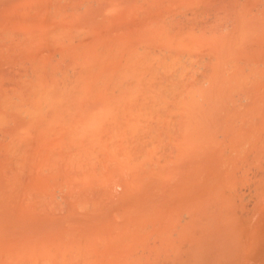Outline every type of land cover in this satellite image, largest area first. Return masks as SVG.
I'll use <instances>...</instances> for the list:
<instances>
[{
  "label": "rangeland",
  "instance_id": "obj_1",
  "mask_svg": "<svg viewBox=\"0 0 264 264\" xmlns=\"http://www.w3.org/2000/svg\"><path fill=\"white\" fill-rule=\"evenodd\" d=\"M263 27L264 0H0V264H264Z\"/></svg>",
  "mask_w": 264,
  "mask_h": 264
},
{
  "label": "bare ground",
  "instance_id": "obj_2",
  "mask_svg": "<svg viewBox=\"0 0 264 264\" xmlns=\"http://www.w3.org/2000/svg\"><path fill=\"white\" fill-rule=\"evenodd\" d=\"M262 24H263V22H262ZM253 26H254V25H253ZM254 27H255V26H254ZM258 27H259V26H258ZM263 28H264V27H263ZM255 30H256V29H255ZM260 30H261V29H260ZM262 32H264V31H262ZM254 33H255V32H254ZM260 33H261V32H260ZM245 35H246V34H245ZM241 36L243 37V34H242ZM242 37H240V40H242V39H241ZM243 39H245V38H243ZM224 48H225V47H224ZM122 49H123V48H122ZM228 49H229V48H228ZM119 50H121V49H119ZM124 51H126V50H124ZM231 51H232V50H231ZM231 51H230V52H231ZM65 52H66V51H65ZM126 52H127V51H126ZM118 53H119V51H118ZM121 53H122V52H121ZM128 53H129V52H128ZM225 53H226V51H225ZM68 54H69V52H68ZM126 54H127V53H126ZM227 54H228V53H227ZM118 55H119V54H118ZM134 55H135V54H134ZM116 56H117V55H116ZM130 56H131V55H130ZM130 56H129V58H130ZM225 56H226V55H225ZM233 56H234V55H233ZM122 57H124V56H122ZM122 57H121V59H122ZM127 58H128V57H127ZM129 58L127 59L128 61H129ZM134 58H135V56L132 58V60H133ZM140 58L143 59L142 56H140ZM140 58H139V60H140ZM222 58H223V57H222ZM113 59H114V57H113ZM146 59H147V58H146ZM219 59H220V58H219ZM229 59H230V58H228V60H229ZM98 60H99V59H98ZM132 60H131V61H132ZM151 60H152V57H151ZM64 61H65V60H64ZM133 61H134V60H133ZM135 61H137V60H135ZM230 61L232 62V60H230ZM140 62H142V61H140ZM225 62H226V61H225ZM131 63H132V62H131ZM137 63H139V62L137 61ZM174 63H175V62H174ZM179 63H180V62H179ZM233 63H234V62H233ZM233 63H232V64H233ZM129 64H130V62H129ZM143 64H144V63H143ZM222 64H223V62H222ZM229 64H230V62H229ZM125 65H126V63H125ZM125 65H124V66H125ZM132 65H133V63H132ZM132 65H131V66H132ZM174 65H175V64H174ZM225 65H227V64H225ZM234 65H235V64H233V66H234ZM39 66H40V64H39ZM42 66H43V65H42ZM101 66H102V64H101ZM101 66H100V68H101ZM124 66H122V67H124ZM134 66H135V65H134ZM144 66H145V65H144ZM176 66H177V65H176ZM183 66H184V65H183ZM183 66H182V67H183ZM47 67H48V65L46 66V69H47ZM49 67H50V66H49ZM127 67H129V65H128ZM178 67H180V66L178 65ZM182 67H180V68H182ZM230 67H231V65H230ZM36 68H37V67H36ZM135 68H137V67H135ZM172 68H173V67H172ZM41 69H42V67H41ZM41 69H39V70L41 71ZM48 69H49V68H48ZM48 69H47V70H48ZM39 70H38V71H39ZM43 70H44V67H43ZM64 70H65V68H64ZM119 70L121 71V70H123V69H119ZM130 70H131V68H130ZM132 70H133L132 73H134L137 69H136L135 71H134V69H132ZM132 70H131V71H132ZM65 71H66V70H65ZM124 71H125V69H124ZM131 71H130V74L132 75ZM34 72H35V71H34ZM57 72H58V71H57ZM68 72H69V71H68ZM125 72H126V71H125ZM42 73H43V72H42ZM42 73H41V74H42ZM66 73H67V71H66ZM80 73H81V72H80ZM80 73H78V74H80ZM107 73H108V72H106V74H107ZM117 73H118V72H117ZM135 73H136V72H135ZM137 73H138V72H137ZM137 73H136V75H137ZM36 74H37V73H36ZM38 74H39V73H38ZM45 74H46V73H45ZM55 74H56V72H55ZM118 74H119V73H118ZM39 75H40V74H39ZM68 75H69V73H68ZM40 76H41V79H39V77H38L37 79L42 80L43 75H40ZM52 76H53V75H52ZM74 76H75V75H74ZM74 76H72V78H73ZM81 76H82V74H81ZM118 76H120V75H118ZM138 76H139V74H138ZM138 76H137V77H138ZM35 77H37V75H35ZM66 77H68V76H65V78H66ZM76 77H77V76H76ZM79 77H80V75H79ZM111 77H112V76H111ZM140 77H141V76H140ZM52 78H53V77H52ZM52 78H51V79H52ZM61 78H62V75H61L60 78L57 77V79H59V82L61 81ZM72 78L70 79L71 84H72V82H73ZM109 78H110V76H109ZM133 78H134V77H133ZM222 78H223V77H222ZM225 78H226V77H225ZM77 79H78V78H76V81L78 82ZM82 79H83V78H82ZM107 79H108V78H107ZM117 79H118V77L116 78V80H113V79H112V80H113L114 82H116ZM46 80H47V77H46ZM65 80H66V79H65ZM79 80H80V79H79ZM123 80H124V79H123ZM135 80H136V78H135ZM43 81H44V78H43ZM48 81H49V79L47 80V82H48ZM74 81H75V80H74ZM83 81H84V80H83ZM100 81H102V80H100ZM108 81H109V79H108ZM35 82H36V81H34V83H35ZM52 82H54V81H52ZM56 82H57V81H56ZM61 82H62V81H61ZM97 82H98V81L95 80V83H96V84H97ZM120 82H121V81H120ZM124 82H125V81H124ZM124 82H123V83H124ZM135 82H136V81H135ZM141 82H142V81H141ZM141 82H140V83H141ZM95 83H94V84H95ZM99 83H100V82H99ZM137 83H138V82H137ZM210 83H212V82H210ZM210 83H209L208 85H210ZM223 83H224V82H223ZM35 84H36V83H35ZM75 84H77V83H74V86H75ZM112 84H113V82L111 83V85H112ZM138 84H139V83H138ZM66 85H67V83H66ZM79 85H81V84H79ZM121 85H123V84H121ZM124 85H125V83H124ZM54 86H55V85H54ZM61 86H62V85H61ZM64 86H65V84H64ZM72 86H73V84H72ZM72 86L70 85V87H72ZM74 86H73V88H74ZM138 86H139V85H138ZM67 87L69 88V85H67ZM78 87H80V86H78ZM115 87H116V86H115ZM117 87H119L118 84H117ZM39 88H40V87H39ZM52 88H53V87H52ZM76 88H77V87H76ZM81 88H82V87H81ZM81 88H80V92H81ZM84 88H85V86H84ZM133 88H136V86L133 87ZM133 88H131V91H132ZM140 88H141V87H140ZM34 89H36V88H34ZM34 89H33V90H34ZM41 89H42V88H41ZM70 89H71V88H70ZM120 89L122 90L121 86H120ZM136 89H137V88H136ZM197 89H198V88H197ZM44 90H45V92H46V88H45ZM55 90H56V89H55ZM117 90H118V89H117ZM194 90H195V89H194ZM194 90H193V92H194ZM37 91H38V89H37ZM40 91H41V90H40ZM40 91H39V94H40L39 96H42L41 93H40ZM76 91H79V89L76 90ZM82 91H83V90H82ZM133 91H134V90H133ZM53 92H55V91H53ZM53 92H52V93H53ZM68 92H69V91H68ZM70 92H71V90H70ZM70 92H69V94H70ZM72 92H73V91H72ZM72 92H71V94H72ZM115 92H116V91H115ZM118 92H120V90H119ZM60 93H61V91L59 90V94H60ZM75 93H76V92H75ZM191 93H192V92H191ZM200 93H201V92H200ZM205 93H206V92H205ZM37 94H38V92H37ZM65 94L67 95L68 93L65 92L64 95H65ZM130 94H132V93H130ZM194 94H195V92H194ZM198 94H199V93H198ZM201 94H202V93H201ZM62 95H63V93H62ZM132 95H133V94H132ZM195 95H196V94H195ZM36 96H38V95H36ZM36 96H35V97H36ZM46 96H48V94H46ZM50 96H51V95H50ZM52 96H53V95H52ZM57 96H58V95H57ZM205 96H207V95H205ZM48 97H49V96H48ZM48 97H47V98H48ZM59 97H60V96H59ZM192 97L194 98L195 96H192ZM43 98H44V96H43ZM49 98H50V97H49ZM36 99H37V98H36ZM36 99H35V100H36ZM197 99H198V97H197ZM38 100H39V99H38ZM41 100H42V98H41L39 101H41ZM44 100H45V99H43L42 102H43ZM210 100H212V99H210ZM45 101H46V100H45ZM183 101H185V100H183ZM187 101H188V100H187ZM196 101H197V100H196ZM33 102H35V101H33ZM42 102H40V104H42ZM48 102H49V100H48ZM191 102H192V100H191ZM193 102H194V100H193ZM199 102H200V100H199ZM184 103H185V102H184ZM194 103H195V102H194ZM196 103H197V102H196ZM51 105H52V104H51ZM51 105H50V106H51ZM182 105H183V102H182ZM184 105H185V104H184ZM189 105H190V103H189ZM189 105H188V106H189ZM193 105L195 106V104H193ZM50 106L48 107L49 109H50ZM188 106H187V107H188ZM199 106H200V104H199ZM187 107H186V108H187ZM196 107H197V105H196ZM38 108L40 109L41 106L38 107ZM42 108H43V106H42ZM53 108H54V105H53ZM186 108H185V109H186ZM198 108H200V107H198ZM44 109H45V105H44ZM185 109H184V111H185ZM54 110H55V109H54ZM190 110H191V107H190ZM195 110H196V109H195ZM36 111H37V109H36ZM42 111H43V110H42ZM37 112H38L39 115H41V113L39 112V110H38ZM37 112H36V117L38 118ZM187 112H188V110L185 112V115H186ZM195 112H197V110H196ZM195 112H194V113H195ZM194 113H193V114H194ZM200 113H201V110H200ZM34 114H35V113H34ZM187 114H188V113H187ZM42 115H43V113H42ZM191 115H192V113H191ZM195 115H196V113H195ZM34 116H35V115H34ZM188 116H189V115H188ZM42 117H43V116H42ZM202 118H204V117H202ZM193 119H194V118H193ZM34 120H36V119H34ZM204 121L206 122L205 118H204ZM203 123H204V122H203ZM199 126H200V125H199ZM188 128H189V127H188ZM197 129H198V128H197ZM240 152H241V151H240ZM263 154H264V153H263ZM200 158H201V157H200ZM202 158H203V157H202ZM223 166H224V165H223ZM208 179H209V177H208ZM210 179H213V178H210ZM213 181H214V180H213ZM202 182H203V181H202ZM204 182H205V179H204ZM207 182H208V181H207ZM203 184H204V183H203ZM205 184H207V183H205ZM215 184H216V182H215ZM201 186H202V185H201ZM211 186L213 187V182H212ZM211 186H209V187L211 188ZM202 187H203V186H202ZM214 187H215V186H214ZM214 187H213V189H214ZM227 189H228V188H227ZM206 190H207V189H206ZM202 208H203V207H202ZM205 210H206V208H205ZM196 212H198V211H196ZM196 212H195V214H196ZM203 213H204V212H203ZM197 215H200V214L198 213ZM201 219H202V218H201ZM203 221H204V220H203ZM204 222H205V221H204ZM204 222H203L202 224H204ZM194 223H195V221H194ZM206 227H207V224H206ZM196 232H197V230H196ZM196 232H195V233H196ZM204 232H205V231H204ZM198 233H199V232H198ZM205 235H206V234H205ZM205 237H206V236H205ZM197 238H198V237H197ZM203 239H204V238H203ZM198 240H199V239H198ZM205 241H206V240H205ZM197 247H198V246H197ZM54 251H55V250H53V252H54ZM25 253H26V252H25ZM44 253H46V252H44ZM51 253H52V252H51ZM18 254H19V253H18ZM28 254H29V253H28ZM33 254H34V253H33ZM41 254H42V253H41ZM53 254H54V253H53ZM259 254H260V253H259ZM45 255H46V254H44V256H45ZM261 255H262V254H261ZM21 256H22V254H21ZM47 256H48V255H47ZM53 256H55V254H54ZM53 256H52V257H53ZM259 256H260V255H259ZM259 256H258V257H259ZM29 257H30V256H29ZM33 257H34V256H33ZM263 257H264V255L262 256V258H263ZM17 258H19V256H17ZM17 258H16V259H17ZM22 258H23V257H22ZM38 258H39V256H38ZM40 258H41V257H40ZM49 258H51V257H49ZM31 259H32V256H31ZM31 259L29 258L28 260H31ZM34 259H35V258H34ZM53 259H54V258H53ZM263 260H264V259H263ZM22 261H23V260H22ZM29 262H30V261H29ZM35 264H36V263H35ZM51 264H52V263H51ZM54 264H55V263H54Z\"/></svg>",
  "mask_w": 264,
  "mask_h": 264
}]
</instances>
